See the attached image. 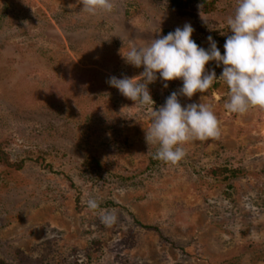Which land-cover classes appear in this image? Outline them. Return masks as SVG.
<instances>
[{
  "label": "rangeland",
  "instance_id": "rangeland-1",
  "mask_svg": "<svg viewBox=\"0 0 264 264\" xmlns=\"http://www.w3.org/2000/svg\"><path fill=\"white\" fill-rule=\"evenodd\" d=\"M238 2L111 0L110 12L90 15L77 0H0V260L264 264V108L229 112L219 80L181 96L182 106L208 105L220 134L188 140L171 164L154 158L145 134L182 81L149 84L155 105L107 83L143 72L121 49L185 23L198 45L211 35L223 54ZM222 68L207 65L217 77Z\"/></svg>",
  "mask_w": 264,
  "mask_h": 264
},
{
  "label": "clouds",
  "instance_id": "clouds-1",
  "mask_svg": "<svg viewBox=\"0 0 264 264\" xmlns=\"http://www.w3.org/2000/svg\"><path fill=\"white\" fill-rule=\"evenodd\" d=\"M77 4L82 5L81 13L90 15L112 10L111 0H77ZM228 25L232 34L225 40L223 54L211 35L207 37V48L198 45L192 38L195 30L191 23L155 38L148 46H133L126 53L121 49L122 59L131 66L142 67L143 72L136 77L111 76L107 83L135 104L139 101L155 105L148 85L158 78L164 88L169 87L168 82L182 81V86L152 111L145 141L150 147L158 145L154 158L176 164L186 154L181 147L185 142L220 134L218 119L208 105L200 102L182 106L181 96L191 99L197 93L203 94L219 80L229 89L224 105L229 112L243 114L249 108H264V0H239ZM211 62H216V67L223 66L219 77L214 69L207 70ZM138 78H143V82ZM97 206L95 201L88 202L91 209ZM102 220L114 222L115 216L108 214Z\"/></svg>",
  "mask_w": 264,
  "mask_h": 264
},
{
  "label": "trees",
  "instance_id": "trees-1",
  "mask_svg": "<svg viewBox=\"0 0 264 264\" xmlns=\"http://www.w3.org/2000/svg\"><path fill=\"white\" fill-rule=\"evenodd\" d=\"M170 6L175 9H182L194 2H199L203 5H207V0H169ZM0 264H6L4 261L0 260Z\"/></svg>",
  "mask_w": 264,
  "mask_h": 264
}]
</instances>
